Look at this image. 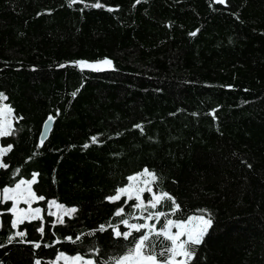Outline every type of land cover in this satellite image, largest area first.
Segmentation results:
<instances>
[{"label": "trees", "instance_id": "1", "mask_svg": "<svg viewBox=\"0 0 264 264\" xmlns=\"http://www.w3.org/2000/svg\"><path fill=\"white\" fill-rule=\"evenodd\" d=\"M105 58L112 70L75 65ZM0 93L23 117L0 138L12 145L0 189L38 173L33 188L45 197L43 220L21 226L39 249L8 244L13 217L0 216V264L123 254L128 241L97 229L134 201L105 197L145 167L181 205L173 219L213 215L192 264H264V0H0ZM49 115L54 129L39 146ZM52 199L77 213L53 227Z\"/></svg>", "mask_w": 264, "mask_h": 264}, {"label": "snow or ice", "instance_id": "2", "mask_svg": "<svg viewBox=\"0 0 264 264\" xmlns=\"http://www.w3.org/2000/svg\"><path fill=\"white\" fill-rule=\"evenodd\" d=\"M77 0H70L74 4ZM141 0H136L140 3ZM216 3L225 4L226 0H215ZM86 7L101 8L102 4L96 2L94 4H87ZM110 11L112 9H109ZM190 35L195 36L196 32ZM82 71H106L113 69V63L110 59L105 58L97 62H88L80 60L75 62ZM64 67V65H61ZM77 92H73L75 97ZM7 100V97L0 93V102ZM13 119L22 120L23 117H14V110L7 104L0 106V138L12 136L14 134ZM54 117L49 115L46 124L53 122ZM143 131L141 125H135ZM93 143L98 142V138L93 136L91 138ZM44 139L39 141V146H43ZM84 147H88L86 144ZM12 148L8 145L7 148L0 147V159ZM7 165L0 163V168H6ZM250 168L251 165L249 164ZM39 174L33 173L31 179H21L14 184V186H4L0 189V204L11 202V206L6 210H0V216L5 212L11 213L12 219L10 227L13 230L7 237V243L11 244L13 241L21 243L32 244L34 248H41L40 242L29 241L26 239L27 231L21 230V226L26 222L42 221V209L40 207H33L34 202L45 201V197L34 191L33 185L37 182ZM158 176L154 171H150L145 167L141 172L130 175L126 178L125 186L118 187L114 194L105 197L109 202H118L125 198L123 203L129 206V202L134 201L130 205L131 213H125L124 207L119 208L115 212L116 217H120L119 223H109L108 225H100L97 231H108L111 229L114 238L128 241L131 245L123 254L111 257L110 262L105 264H192L197 257V247L202 245L205 237L208 235L210 229L213 227V215L207 209L198 210L196 213L187 215L183 219H173L177 213L181 211V205L176 201L170 193L163 190L154 189L153 185L158 181ZM149 194V199H144V193ZM165 201L171 202V207L168 211L158 210L163 206ZM23 203L27 207H20ZM50 208L55 207L56 211H49V216L56 217L53 227L64 223L65 217H71L77 213L76 207H66L55 200L47 201ZM163 223L161 224V220ZM159 225V227H157ZM3 221L0 220V228H2ZM121 226L126 230L121 231ZM43 236V224L37 229ZM139 235H135V234ZM95 233L81 234L77 236L76 241H80L83 235H94ZM69 241L72 237L67 238ZM59 241H57L58 243ZM160 245L157 251V245ZM0 244V247H4ZM50 246V245H48ZM93 252L98 253L99 249H93ZM97 264L93 258H85V256L77 254L75 256H68L63 252L58 253L55 260L51 264ZM34 264H42L41 259H36Z\"/></svg>", "mask_w": 264, "mask_h": 264}, {"label": "water", "instance_id": "3", "mask_svg": "<svg viewBox=\"0 0 264 264\" xmlns=\"http://www.w3.org/2000/svg\"><path fill=\"white\" fill-rule=\"evenodd\" d=\"M88 62H92V61H88ZM46 120H45V122H46ZM45 122H44V124L42 126V129H41V132H40V137H39V140H40L42 138V134H43L44 143L50 137V135H51V133H52V131L54 129L55 118H54L53 122H51L50 124H46Z\"/></svg>", "mask_w": 264, "mask_h": 264}, {"label": "rangeland", "instance_id": "4", "mask_svg": "<svg viewBox=\"0 0 264 264\" xmlns=\"http://www.w3.org/2000/svg\"><path fill=\"white\" fill-rule=\"evenodd\" d=\"M3 104H7V103H3ZM3 104L2 105H0V106H3ZM8 105V104H7ZM0 147H3L2 146V144H1V141H0ZM3 148H7V147H3ZM0 163H3V160L2 159H0ZM29 179H31V178H29ZM29 179H24V180H29ZM14 186V185H13ZM53 200V199H52ZM52 200H50V201H52ZM56 201V200H55ZM58 202V201H57ZM37 202H34L33 203V207H40L41 209H42V206L41 205H39V204H36ZM58 203H60V202H58ZM60 204H62V203H60ZM62 205H64V204H62ZM20 207H27V205H24L23 203H21L20 205H19ZM65 206V205H64ZM66 207H68V206H66ZM49 209H50V211H56V209H55V207L53 206V207H51L50 208V206H49ZM64 254H66V253H64ZM66 255H68V256H75V255H69V254H66ZM60 264H64V262L63 261H61L60 262Z\"/></svg>", "mask_w": 264, "mask_h": 264}]
</instances>
